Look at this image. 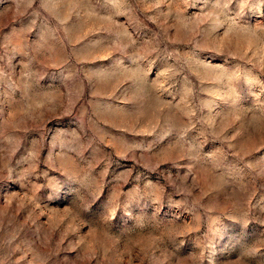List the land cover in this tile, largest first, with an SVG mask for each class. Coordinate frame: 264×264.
<instances>
[{
	"label": "rangeland",
	"instance_id": "1",
	"mask_svg": "<svg viewBox=\"0 0 264 264\" xmlns=\"http://www.w3.org/2000/svg\"><path fill=\"white\" fill-rule=\"evenodd\" d=\"M0 264H264V0H0Z\"/></svg>",
	"mask_w": 264,
	"mask_h": 264
}]
</instances>
